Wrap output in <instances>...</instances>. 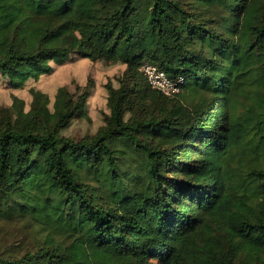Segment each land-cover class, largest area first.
Here are the masks:
<instances>
[{
    "label": "trees",
    "instance_id": "16d2710c",
    "mask_svg": "<svg viewBox=\"0 0 264 264\" xmlns=\"http://www.w3.org/2000/svg\"><path fill=\"white\" fill-rule=\"evenodd\" d=\"M74 54L126 68L83 138L90 86L0 108V219L35 228L0 264H264V0H0V84Z\"/></svg>",
    "mask_w": 264,
    "mask_h": 264
},
{
    "label": "rangeland",
    "instance_id": "374dc122",
    "mask_svg": "<svg viewBox=\"0 0 264 264\" xmlns=\"http://www.w3.org/2000/svg\"><path fill=\"white\" fill-rule=\"evenodd\" d=\"M51 65V71L42 74L38 79H30L23 87L11 88L8 84H0V108L10 106L14 95L24 98L26 107L29 108L32 97L30 87L48 93L52 104L61 85H68L72 91H75L78 85L90 86L91 96L88 99L86 115L73 119L62 133L75 139L95 134L105 123L104 114L110 112L106 85L108 82L117 84L118 76L126 68L125 64L103 59L92 60L74 54L61 63L52 62ZM34 229L25 219H0V253L21 254L25 245L33 242Z\"/></svg>",
    "mask_w": 264,
    "mask_h": 264
},
{
    "label": "built area",
    "instance_id": "2783aa9c",
    "mask_svg": "<svg viewBox=\"0 0 264 264\" xmlns=\"http://www.w3.org/2000/svg\"><path fill=\"white\" fill-rule=\"evenodd\" d=\"M141 69L150 85L161 90L164 94L173 95L180 91L182 76L172 78L163 69L151 62L143 63Z\"/></svg>",
    "mask_w": 264,
    "mask_h": 264
}]
</instances>
